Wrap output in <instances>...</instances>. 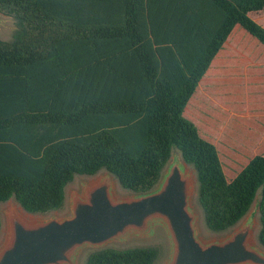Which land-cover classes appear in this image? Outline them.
Wrapping results in <instances>:
<instances>
[{
    "label": "trees",
    "instance_id": "16d2710c",
    "mask_svg": "<svg viewBox=\"0 0 264 264\" xmlns=\"http://www.w3.org/2000/svg\"><path fill=\"white\" fill-rule=\"evenodd\" d=\"M264 0H0L14 29L0 39V202L63 207L76 174L101 169L150 190L177 148L197 175L206 227L224 231L261 188L264 155L231 180L216 146L183 115L235 24L264 44L248 13ZM1 228V220H0ZM157 245L106 247L84 264H153Z\"/></svg>",
    "mask_w": 264,
    "mask_h": 264
},
{
    "label": "water",
    "instance_id": "95a60500",
    "mask_svg": "<svg viewBox=\"0 0 264 264\" xmlns=\"http://www.w3.org/2000/svg\"><path fill=\"white\" fill-rule=\"evenodd\" d=\"M8 18L0 12V28ZM75 178L78 186L71 192L68 185ZM73 180L65 187L61 213L62 208L47 215L27 212L14 197L0 202V264H80L87 249L114 243L120 244L115 248L133 247L127 245L131 240L157 236L165 243L153 264H264V246L258 240L262 189L236 224L211 231L197 201L196 171L178 149L171 150L147 191L123 189L106 169L76 174ZM5 202L10 207L2 214ZM201 223L211 233L205 238Z\"/></svg>",
    "mask_w": 264,
    "mask_h": 264
},
{
    "label": "crops",
    "instance_id": "0c3cea01",
    "mask_svg": "<svg viewBox=\"0 0 264 264\" xmlns=\"http://www.w3.org/2000/svg\"><path fill=\"white\" fill-rule=\"evenodd\" d=\"M248 15L264 27V8ZM215 94L226 97L219 101L211 96ZM183 115L216 146L228 180L252 157L264 155V44L235 24L188 100ZM200 117L209 124L203 133ZM224 168L232 174L228 175Z\"/></svg>",
    "mask_w": 264,
    "mask_h": 264
},
{
    "label": "rangeland",
    "instance_id": "374dc122",
    "mask_svg": "<svg viewBox=\"0 0 264 264\" xmlns=\"http://www.w3.org/2000/svg\"><path fill=\"white\" fill-rule=\"evenodd\" d=\"M13 29H14V21L12 18H8L7 21H6V25L1 27L0 28V38L2 39H9L11 37V34L13 32ZM213 96V98H217V100L220 101V99H225L226 95L225 94H215V95H211ZM213 103V102H212ZM216 107L215 104L211 105V108L214 109ZM200 114V113H199ZM202 117L205 118V114L202 112L201 113ZM200 115V116H201ZM202 117L199 118V122H200V129L203 132H205L204 130L207 129L209 127V124H208V121L207 120H204ZM173 150H177L176 148H173ZM224 159V158H223ZM225 171L227 172V174H232V172L228 169V168H224ZM68 189L71 187V192H73L75 190V188H77L78 186V183H77V179L75 178V180L72 181V183H70L68 185ZM119 190L123 191L121 188H119ZM1 207H3L2 209V214L6 213L8 210H9V203L8 202H5L3 204H1ZM65 209H61L59 210V213L63 212ZM50 212H46V213H43V215H47L49 214ZM202 230V236L205 238L207 235L211 234L210 231L204 226L203 223H201V228ZM256 234H257V230L255 231L254 233V236L256 238ZM164 239L162 237H156V238H153V239H150V240H141V239H136V240H131L130 242H128V246H135V245H152V244H155L159 247L162 248V251L164 249ZM118 245L120 244H111V246L113 247H118ZM90 252L89 249H87L84 253H83V256H82V260L80 262V264H84V261H85V258H86V255ZM162 255V253H161Z\"/></svg>",
    "mask_w": 264,
    "mask_h": 264
}]
</instances>
